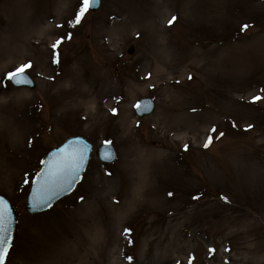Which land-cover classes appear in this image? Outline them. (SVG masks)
<instances>
[{
    "label": "rangeland",
    "instance_id": "374dc122",
    "mask_svg": "<svg viewBox=\"0 0 264 264\" xmlns=\"http://www.w3.org/2000/svg\"><path fill=\"white\" fill-rule=\"evenodd\" d=\"M126 1L0 0V196L16 221L4 264H264V0H210L205 21L176 0L124 33ZM17 71L34 90L11 86ZM142 97L155 110L138 119ZM74 135L116 161L92 152L70 196L26 213L42 159Z\"/></svg>",
    "mask_w": 264,
    "mask_h": 264
},
{
    "label": "water",
    "instance_id": "95a60500",
    "mask_svg": "<svg viewBox=\"0 0 264 264\" xmlns=\"http://www.w3.org/2000/svg\"><path fill=\"white\" fill-rule=\"evenodd\" d=\"M90 9L99 7V0H90ZM132 49L128 53H131ZM14 87L34 88L31 79L22 73H17L10 78ZM153 103L151 100L142 99L136 108V114L143 117L151 113ZM91 152V146L82 138H69L59 147L48 152L41 163V168L36 175L26 201V211L39 213L53 205L57 200L70 194L81 179V173L86 168ZM99 161L111 162L115 153L109 145H103L95 152ZM264 161V149L262 152ZM14 208L0 197V264L6 255L13 237Z\"/></svg>",
    "mask_w": 264,
    "mask_h": 264
},
{
    "label": "bare ground",
    "instance_id": "6f19581e",
    "mask_svg": "<svg viewBox=\"0 0 264 264\" xmlns=\"http://www.w3.org/2000/svg\"><path fill=\"white\" fill-rule=\"evenodd\" d=\"M193 1L194 0H186L184 3H185V6L187 7V9H186V7H184V9H186L188 11L190 10L189 12L192 14L193 17H195L194 20L197 21V20H199L200 17H203V18H201L202 19L201 21H205V20H203L205 17H209V19H210L212 16H215V15H212V13H211V12L215 11L214 9L216 8V5H217L215 2L212 5H210L209 3H207L210 0L201 1V2H199L200 5L197 6L196 5L197 3L195 2L196 4L194 5ZM174 2H176V0H127L126 5H128L130 11H132V16H124V18H122L121 20H119L117 22L119 25L122 26L121 29H123L124 33H127L128 29L132 28V27H135L138 30L139 29V25H138L139 19H135L134 17L136 15L138 16V14L141 16V15H143L142 13H144L145 15L142 17H144V18L150 17L149 19H146V21H148V22L144 23L145 27L148 28L152 25H155V23H156V21L153 19V16H152L153 14H150L148 11L149 9H151L150 7H152L155 10L161 9V8H166V9H168L167 12H170V11H173L174 10L173 8L176 6L174 4ZM178 2H183V0L178 1ZM199 8H201L200 15H199V13H197V12H199V11H197V10H199ZM181 9L183 11L182 7H181ZM164 12H165V10L162 11V13H164ZM208 22H210V20ZM190 27H192V26H190ZM200 62H201V60L194 59L192 61V66L194 68H199ZM155 73L156 74L158 73L157 68L155 69ZM87 90H89V88ZM86 92H88V91H86ZM83 94H85L84 91L79 93V95H83ZM92 101H94V100H92ZM226 165L227 164H225V166ZM133 168L136 170V176H134V180H135L134 185L135 186L133 189H135L134 192L137 193V191L144 185L145 174H144V171H142L143 167L134 166ZM133 168H130V169L133 170ZM257 192H259L262 196L261 200H259L260 201L259 202V206H260V216L259 217L261 218V220H263L262 222L264 223V190L263 191H257ZM251 225H254V223H252ZM48 264H51V263H48Z\"/></svg>",
    "mask_w": 264,
    "mask_h": 264
}]
</instances>
